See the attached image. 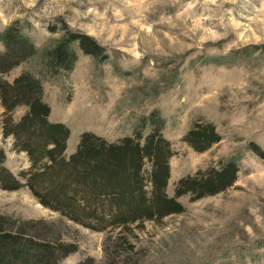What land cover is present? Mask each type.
Wrapping results in <instances>:
<instances>
[{
	"label": "rangeland",
	"instance_id": "rangeland-1",
	"mask_svg": "<svg viewBox=\"0 0 264 264\" xmlns=\"http://www.w3.org/2000/svg\"><path fill=\"white\" fill-rule=\"evenodd\" d=\"M13 22L38 54L5 78L28 71L41 80L49 120L69 130L67 156L85 131L109 142L136 131L145 136L142 120L156 112L174 152L168 196L180 178L229 158L238 173L224 192L178 198L182 213L145 222L129 241L134 253L126 257L119 247L110 260L105 233L43 207L26 187L0 189L1 214L57 224L62 240L77 247L60 264H264V160L249 147L264 151V0H0V31ZM62 23L94 38L107 59L76 49L70 72L46 71L41 51L61 36ZM25 111L16 108L13 119ZM3 112L0 104L4 167L24 183L29 162L3 136ZM198 120L221 137L202 153L183 142Z\"/></svg>",
	"mask_w": 264,
	"mask_h": 264
},
{
	"label": "trees",
	"instance_id": "trees-1",
	"mask_svg": "<svg viewBox=\"0 0 264 264\" xmlns=\"http://www.w3.org/2000/svg\"><path fill=\"white\" fill-rule=\"evenodd\" d=\"M61 36L41 51L43 67L57 74L70 72L77 60L76 49L100 61L107 59L104 48L88 35L71 31L62 23ZM0 104L4 110L2 134L13 139L14 148L25 153L29 168L20 182L6 167L0 148V189L15 191L26 187L45 208L93 231L103 232V253L110 260L122 247L126 257L134 253L130 239L145 222L184 211L178 198L191 202L224 192L237 180L234 158L220 161L217 167L199 170L180 178L174 196L167 195L169 159L174 154L162 135L164 120L152 112L147 121L149 132L109 142L93 132L80 134L75 150L66 155L68 128L49 120L50 108L43 99V85L28 71L11 81L5 76L38 54L36 46L18 22L0 31ZM259 46H255L257 49ZM215 63L219 58H215ZM25 113L13 119V112ZM221 140L215 126L195 121L183 136V142L202 153ZM252 152L264 160V151L256 144ZM57 224L43 219L24 220L0 213V264H60L76 252L73 243L62 240Z\"/></svg>",
	"mask_w": 264,
	"mask_h": 264
}]
</instances>
